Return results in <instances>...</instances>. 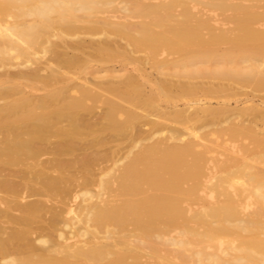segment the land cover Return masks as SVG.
Returning a JSON list of instances; mask_svg holds the SVG:
<instances>
[{
  "label": "bare ground",
  "instance_id": "6f19581e",
  "mask_svg": "<svg viewBox=\"0 0 264 264\" xmlns=\"http://www.w3.org/2000/svg\"><path fill=\"white\" fill-rule=\"evenodd\" d=\"M259 119L264 0H0V264H264Z\"/></svg>",
  "mask_w": 264,
  "mask_h": 264
},
{
  "label": "rangeland",
  "instance_id": "374dc122",
  "mask_svg": "<svg viewBox=\"0 0 264 264\" xmlns=\"http://www.w3.org/2000/svg\"><path fill=\"white\" fill-rule=\"evenodd\" d=\"M96 60V59H95ZM107 61V62H104V61ZM100 61V62H99ZM104 61H103V59H99L98 61L96 60L95 62H93L92 64L94 65H97V66H95V68L97 67V68H99V66H100V69H101V67H102V70L103 69H112L114 66H118V62H116L117 60H111V59H104ZM119 61V60H118ZM97 63H100V64H97ZM120 65V64H119ZM106 68H105V67ZM108 67V68H107ZM82 70V71H81ZM85 71V67L84 66H80L79 68H77L76 69V67H72L71 68V71L72 72H76V73H82V72H84ZM184 101L186 102V100H181V101H179V108H183V106L185 107V103H184ZM215 101V102H214ZM213 101V104H212V107H215V108H218L219 107V105H218V103L216 102V100H214ZM237 101H240L241 103H243V104H238L237 103ZM245 101H246V99H245V97L244 96H239V97H236V98H233L232 100H231V105H232V108H235V109H238V108H242V107H246V106H250V105H262V100H260V98H255V99H253V100H251V101H249V102H246V104H244L245 103ZM183 105V106H182ZM100 110L101 109H99L98 111L100 112ZM147 110H150V108H148ZM102 111V110H101ZM79 116H81V119H79L78 118V123L80 122H82V123H84L85 125H88V123L90 124V127H91V123H93L94 121H96V116H98V115H95V116H92V115H90V116H92L93 118L91 119V123L89 122L90 121V116L89 115H83V114H81V115H79ZM90 117V118H89ZM233 117H235L234 115H231V114H227L226 116H224V117H219V119H217V120H215V122L214 121H208L207 122V124L208 125H206V126H203L202 127V125H204V124H202V123H197V124H195V123H191L190 125L188 124V126H186V125H180V124H170L172 127H177L178 128V131H177V136L178 137H180L181 139H185V138H187L188 137V135H189V132H194V131H198L197 133H199L200 131H201V128L202 129H204V130H202V133H204V134H202V133H200L199 135L201 136L202 135V137L203 138H206L207 136V138H209V136H211L209 139H214V140H218L219 141V144H221V143H223L224 142V146L223 147H219L218 149H216V151L215 152H213L212 153V156H214V157H217V158H219V159H224V156L226 155V151L227 150H230L234 145L237 147V148H235V150L237 151L238 149H239V144H243V143H245V144H248V141H246V142H232L227 136H219V137H217L216 135L215 136H212L210 133L212 132V133H214V131L216 130V129H218L217 127H219V128H223L224 127V125L225 126H227L226 124H227V122H228V120L230 121V119L231 118H233ZM83 118V119H82ZM154 119V118H153ZM155 119H158V118H155ZM89 120V121H88ZM94 120V121H93ZM159 121H161V122H164L163 120H160V119H158ZM235 120H239V119H234V121ZM32 123H34V122H31V124L30 123H28L27 124V126L28 127H30V126H33L32 125ZM66 123H67V121H66ZM108 123V122H107ZM106 122H102L101 124H98V125H96V123H95V125H94V123L92 124V125H94V126H92L94 129H96V128H106V126L108 125ZM212 123H214V124H212ZM259 123V124H258ZM200 126H199V125ZM202 124V125H201ZM257 127L260 129H264V121H261L260 119L258 120V122H257ZM65 125H67V124H65ZM105 127H104V126ZM195 125H196V127H195ZM179 126L181 127V128H179ZM191 126V127H190ZM91 127V128H92ZM147 127V128H146ZM183 127V128H182ZM186 127H190L189 129H191V130H185L186 129ZM143 128V130L145 129V130H150V128H151V126L148 124V125H145L144 127H142ZM196 128V129H195ZM197 128H199V130L197 129ZM188 129V128H187ZM170 131H171V128H165V129H161L160 130V132H159V134H157L158 136L160 135V136H166V135H170L169 133H170ZM182 131H183V133H182ZM187 131H188V133H187ZM145 132H148V131H145ZM144 132V133H145ZM169 132V133H168ZM180 132V133H179ZM167 133V134H166ZM166 134V135H165ZM208 134H210V135H208ZM110 137H109V136ZM145 135L146 136H148L149 135V133H148V135H147V133H145ZM144 134L142 135V139H149L150 140V137L151 136H149V137H146ZM204 135V136H203ZM107 136V137H106ZM144 136V137H143ZM107 139V141L108 142H110L111 144H109L106 140L105 141H103V142H105V144H107L106 145V147L105 148H107L108 146L109 147H111V148H113V146H111V145H119L118 147H121V146H123L124 147V149H125V147L127 148V147H129V146H132L131 145V143H129L128 142V138H127V141H126V138H125V140H118V139H115V137L113 138V136H112V133L110 134H104V137H103V139ZM117 138V137H116ZM109 139V140H108ZM142 139H140L141 141H142ZM132 139H130V141H131ZM102 141V140H101ZM116 141V142H115ZM134 140H132V142H133ZM107 142V143H106ZM128 142V143H127ZM148 142V140L146 141V143ZM143 143H145L144 141H143ZM120 144H121V146H120ZM126 144V145H125ZM125 145V146H124ZM108 147V148H109ZM115 147H117V146H115ZM123 147H121V148H123ZM114 149V148H113ZM124 149L123 150H121V151H123L124 153H122V152H120V151H118L119 153V155H120V153H121V157H122V154H123V156H124V154H126V153H128V152H126L127 151V149H125L126 151H124ZM130 149V148H129ZM131 149H132V147H131ZM130 149V150H131ZM225 153V154H224ZM120 156H118L117 155V157H120ZM116 157V156H115ZM115 157H112L111 159L109 158L108 160L106 159L105 161L107 162V163H105L106 164V166L107 165H112V164H114L116 161H117V159H115ZM116 157V158H117ZM105 164L103 165V166H105ZM113 166V165H112ZM110 167V166H109ZM31 200H33V199H31ZM81 200V199H80Z\"/></svg>",
  "mask_w": 264,
  "mask_h": 264
}]
</instances>
